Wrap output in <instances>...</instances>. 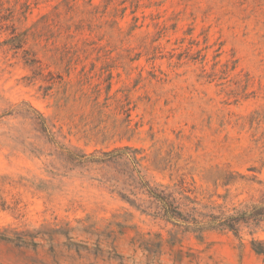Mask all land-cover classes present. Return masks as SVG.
<instances>
[{
	"label": "rangeland",
	"instance_id": "obj_1",
	"mask_svg": "<svg viewBox=\"0 0 264 264\" xmlns=\"http://www.w3.org/2000/svg\"><path fill=\"white\" fill-rule=\"evenodd\" d=\"M126 147L183 205L264 208V0H0V264H264V222L186 232L81 159Z\"/></svg>",
	"mask_w": 264,
	"mask_h": 264
},
{
	"label": "trees",
	"instance_id": "obj_2",
	"mask_svg": "<svg viewBox=\"0 0 264 264\" xmlns=\"http://www.w3.org/2000/svg\"><path fill=\"white\" fill-rule=\"evenodd\" d=\"M45 132L47 128L44 126ZM138 150L131 148H118L110 152L95 153L90 157L82 156L83 163L93 165L117 164L125 167L130 179L137 183V187L141 195L147 198L151 207L154 208L155 216L177 228H184L186 232H194L202 235L206 231H229L235 236H239L243 226H258L264 222V208H254L252 211L239 210L237 208L229 209L227 207H219L218 211L212 208V212H201L196 206V202L185 199L186 205L179 203V199L174 197L172 193H168L161 186H152L141 175L138 169L140 161L133 154H138ZM140 194H132L139 196ZM132 205L136 206V202L127 198ZM254 252L259 256H264V241L254 240L252 242Z\"/></svg>",
	"mask_w": 264,
	"mask_h": 264
}]
</instances>
